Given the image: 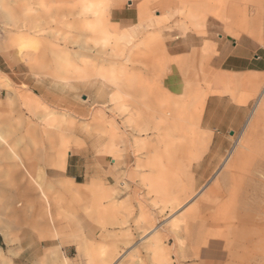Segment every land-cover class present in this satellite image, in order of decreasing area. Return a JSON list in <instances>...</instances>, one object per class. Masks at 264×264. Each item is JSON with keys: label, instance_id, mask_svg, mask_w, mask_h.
<instances>
[{"label": "rangeland", "instance_id": "obj_1", "mask_svg": "<svg viewBox=\"0 0 264 264\" xmlns=\"http://www.w3.org/2000/svg\"><path fill=\"white\" fill-rule=\"evenodd\" d=\"M78 1L49 0L48 5L63 4L55 11L60 20L62 13L79 11ZM104 1L102 9L107 13L112 36L105 58L113 61L106 68L137 74L144 86L141 97L155 104L168 96L184 98L189 93L188 99L196 105L190 144L181 151L179 167L169 168L164 180L171 197L182 200L189 195L190 200L173 212L164 205L163 195L142 183L143 175L153 173L147 167L150 154L138 152L135 141L141 136L126 127V118L118 109L122 102H110L115 88L109 87L102 99L100 79L93 78L91 86H83L74 77L57 80L47 40L26 33L32 22L26 16L24 2L1 0L0 109L9 121L12 143L20 152L41 160L45 187L51 186V197L59 199L53 210L55 236L38 240L32 232L16 227L14 221L3 219L0 246L4 255L12 257L10 248L18 256L32 249L46 252L53 247L57 261L41 264H63L65 259L70 264H89L84 249L99 245L115 255L110 264H156L145 247L148 241H141L153 223L160 226L171 264H264V171L259 175L260 183L254 176L264 157V119L254 129L251 150L239 167L230 176L221 168L229 153L244 141V127L264 85L263 73L227 72L222 63L226 52L237 45L252 56L264 50V0ZM31 6L38 8L36 4ZM189 9L206 20L191 23L184 14ZM51 27L67 36L79 34L60 21L52 22ZM148 36L151 47L159 53V65L149 74L144 72V64H150L145 63L148 55H142L148 49ZM205 43L211 50L204 54ZM115 46L119 55L111 58ZM137 52L140 57L134 56ZM38 62L48 66L41 68ZM196 80L188 91L187 83ZM148 135L143 139L155 140V133ZM67 147L77 149L68 155L78 165L81 175L77 181L65 178L51 166L59 150ZM138 159L147 165L141 173L136 172ZM37 170L33 169V175ZM216 184L221 186L216 189L218 195L210 191ZM253 186L259 187L257 191ZM68 188L79 196L68 193ZM207 198L210 202L203 203ZM95 205L100 210L99 220L90 214ZM197 205L200 207L195 212ZM224 205L225 209L217 210ZM5 211L0 209V220ZM128 228L139 252L137 257L131 256L133 248L122 238Z\"/></svg>", "mask_w": 264, "mask_h": 264}, {"label": "bare ground", "instance_id": "obj_2", "mask_svg": "<svg viewBox=\"0 0 264 264\" xmlns=\"http://www.w3.org/2000/svg\"><path fill=\"white\" fill-rule=\"evenodd\" d=\"M22 2H24V6L27 10L26 16L28 20L32 22L31 26H27L28 30L26 33L28 36L35 34L42 39L47 40L48 50L54 56L53 65L55 68L53 73L57 75V80L66 81L74 77L81 80L83 86H91L92 82L90 83V81L93 78L100 79L103 87V90L101 91V93L103 92L101 95L102 99L105 98V92L109 87L115 88V91L110 95V102L119 100L122 102L118 109L121 111V115L126 118V127L132 132V134L136 133L141 136L135 141V146L138 149V152L148 151L150 154V162L148 166L145 165L141 159L137 160L136 172L141 173L144 167H150L153 173L143 175L141 177L142 183L146 186L148 184L152 191L154 190L157 194L164 196L163 201L166 202V204H164L166 208L171 209L173 212L181 210L185 204H188L187 202H189L191 196L188 195L182 200L179 196L174 198L171 197L170 192L165 188L166 185L164 180L167 179L166 175L169 168L179 167L181 151H185L184 149L190 144L191 135L194 130L193 126L196 122L197 115L196 105L190 102L191 99H188L190 94H186L184 98L168 96L166 99L161 100L160 102L157 101L155 104L150 99H144L141 97L140 92L144 86L140 83L137 74H129L126 71H121V68L120 72L116 73L106 68V65L113 63V61H111L112 59L108 60L105 58L108 54L107 43L112 39V36L107 25V13L102 9V3L105 2L104 0H79L77 3L79 11L74 13L71 12L70 15H63L62 13V18L60 20H57L58 16L55 11L56 9L62 8L63 4L61 2L56 6H49V0H22ZM33 2L38 8L35 9L31 6V4L35 5ZM67 8L68 7H66V9ZM38 12H41V15H45L46 17L43 18ZM184 14L191 23L198 24V22L203 19L199 16L198 12L193 9L186 10ZM23 18H25V16H23ZM57 21H60L66 29H74L78 31L79 34L72 33L70 36H67L66 33H60V30L53 31L51 23H56ZM151 40L150 36H148L145 40V45L148 49L146 52L142 53V55H148L145 63H150L148 66L144 64L146 71L142 70L147 74L154 71L152 69H154L153 67H155V65H159L156 63L158 62L157 55L159 53L156 54V49H153V46L151 47ZM205 44L202 48L204 54L205 52L209 53L211 50L210 44ZM71 45L76 49H71ZM112 52L113 54L110 53L111 58L119 55L116 46L113 48ZM139 55L140 53L137 52L134 56L138 57ZM72 56H75V58L73 59ZM38 66L43 68L48 65L43 62H38ZM195 79L196 78H194V80ZM189 80L190 79L188 78V81ZM227 82L229 83V81ZM196 83L197 80L194 83L188 82V91H190L189 89H191ZM255 87H257L256 84ZM263 119L264 85L258 93L256 105L244 127V141L239 142L233 151L229 153L221 167L222 169L225 168L228 170L227 173L229 176L230 173H233L234 170L239 167L241 161L247 155V152L251 150L250 143L252 140L250 137L253 134L254 129ZM9 130V121L5 117V112L0 109V209L2 207L6 209L4 212L5 218L10 219L11 221L14 220L16 226L24 228L32 227L38 232L44 227V224H54L55 218L53 210L54 207L57 206L59 199L56 201V199L51 197L49 192L51 186L48 188L45 187V173L42 169L41 160L38 157L20 152L19 148L12 143ZM151 132L153 135L154 133L156 134L155 140H152L151 138L143 139L144 135H148ZM67 145L68 143L66 146ZM75 151H77L76 148L75 150L68 149V147L66 149H60L57 157L53 159L51 164L52 168H54L55 171L64 172L68 155ZM119 163L120 161L118 162V165ZM34 168L38 169L36 175H33ZM263 171L264 157L262 161L260 160V164L254 172V176L257 177L258 183H260L259 175L262 174ZM226 176L228 175L226 174ZM220 187V184H216L210 191L215 194V192H217L216 189L220 190ZM253 188L256 189L257 187L253 186L252 189ZM67 192L76 197L79 196L78 193L75 195V192L71 188H68ZM222 193L223 192H220V194ZM244 193H246L245 196L247 198V196H249L247 191H244ZM216 195H218V192ZM202 201L203 203H209L210 199L207 198V200L203 199ZM197 206L195 212L199 210L200 205ZM205 206L207 208L206 204ZM225 207L226 205L222 207L219 206L217 210L219 208L225 209ZM91 209L90 214L94 216L93 218L99 220V208L95 205V207H92ZM1 216H3V214L0 212V217ZM120 224L124 223L121 222ZM154 225L155 224L152 223L144 232L141 241H148L145 247L149 249L152 260L156 264H171L168 250L163 244V235L159 231L160 226ZM245 230H247V228ZM131 236L130 229H125L122 234L123 241L125 245L132 246H130L133 248L131 256L137 257L139 252L136 250L137 246L133 244ZM9 253L10 256H15L13 248L9 250ZM204 253L205 256L208 254V251ZM114 259L115 255L113 253L108 254L101 246L96 245L90 247L89 264H110ZM249 261L252 260L249 259ZM0 264H11L10 257L5 256L1 249Z\"/></svg>", "mask_w": 264, "mask_h": 264}, {"label": "crops", "instance_id": "obj_3", "mask_svg": "<svg viewBox=\"0 0 264 264\" xmlns=\"http://www.w3.org/2000/svg\"><path fill=\"white\" fill-rule=\"evenodd\" d=\"M124 19H127V18H124ZM1 65H3V64H1ZM222 67H224V70L227 72H234V73L257 72V73H263L264 74V50L262 52H260L259 54H257L256 56H252V54L250 55L246 50L245 51L242 50L239 45L234 46L232 50H228L226 52L223 63H222ZM174 91H176V89H174ZM172 92L173 91H171L170 93H172ZM43 97H45V95H43ZM119 165H120V163H119ZM62 174L64 175L65 178L74 179L75 181H77V178L81 175L80 171L78 170V165L75 162H73L72 158L67 160L65 171L62 172ZM4 218L5 217H2V219L0 220V223L3 224ZM5 219H7V218H5ZM12 221H14V220H12ZM14 224H15V222H14ZM46 225H48V226H46ZM43 226L44 227H42L41 230H39L38 232L36 229H34L32 227L31 228L21 227V228L23 229V231L25 230V233L28 231H29V233L32 232L31 235L34 234L38 240L56 235L57 222H55V220H54V224L50 225V223H46ZM85 226L86 225L82 226L83 230H85ZM16 227H18V226H16ZM29 233H27V234L29 235ZM90 247H92V246H90ZM90 247H87L84 249L85 250L84 255L88 258L89 263H90ZM0 249L2 252L4 251V249H2V248H0ZM56 252H57V250L53 247L48 248L46 250V252H45V250H42V252H41V251H39V249H32L28 252H23V253L19 254L18 256L10 257L11 264H41L42 262H46V263L54 262V261H57V255L58 254ZM63 264H70L69 260L65 259Z\"/></svg>", "mask_w": 264, "mask_h": 264}, {"label": "trees", "instance_id": "obj_4", "mask_svg": "<svg viewBox=\"0 0 264 264\" xmlns=\"http://www.w3.org/2000/svg\"><path fill=\"white\" fill-rule=\"evenodd\" d=\"M2 244V240H1V237H0V245Z\"/></svg>", "mask_w": 264, "mask_h": 264}]
</instances>
